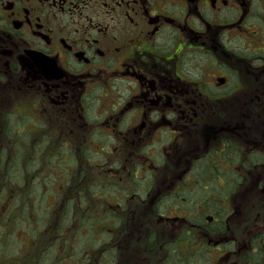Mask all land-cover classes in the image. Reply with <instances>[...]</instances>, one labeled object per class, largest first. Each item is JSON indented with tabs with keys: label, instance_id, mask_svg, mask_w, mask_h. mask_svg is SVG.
I'll list each match as a JSON object with an SVG mask.
<instances>
[{
	"label": "flooded vegetation",
	"instance_id": "af4514ba",
	"mask_svg": "<svg viewBox=\"0 0 264 264\" xmlns=\"http://www.w3.org/2000/svg\"><path fill=\"white\" fill-rule=\"evenodd\" d=\"M5 87L24 95L12 107L0 102V134L11 132L15 151L36 152L37 163L47 151L72 153L84 175L66 174L68 188L110 177L124 185L119 198L129 197L123 189L134 198L135 182L155 197L171 151L205 146L189 133L203 127V102L249 103L251 89L264 88V0H0ZM211 130L223 137L191 155L167 192L198 181L199 159L225 165L230 145L253 149L227 136L229 124ZM66 198L76 195L49 198L54 214Z\"/></svg>",
	"mask_w": 264,
	"mask_h": 264
},
{
	"label": "trees",
	"instance_id": "16d2710c",
	"mask_svg": "<svg viewBox=\"0 0 264 264\" xmlns=\"http://www.w3.org/2000/svg\"><path fill=\"white\" fill-rule=\"evenodd\" d=\"M7 137V146L0 148V201L6 200L7 207L11 202L13 210L22 215L28 213L39 223L35 232H30L35 245L29 249L26 241L17 236L0 241V264H116L121 249L118 240L129 233H121L123 227L131 229L132 244L139 256L153 255L151 264H217L215 259L228 254L241 264L264 262V198L259 206L258 227L250 231L246 243L240 246L230 232L234 210L230 201L244 185L243 171L256 177L264 166V152L257 148L244 154L239 147L235 150L236 145H230L224 151L228 160L225 165H207L205 158L199 159L198 165L191 168L198 179L193 184H181L154 197L152 187L142 189L135 182V197L123 189L129 197L119 198L116 192L124 185L110 177L102 183L78 179L70 188L68 181H60L66 174L84 175L72 153L62 158L61 154L47 151L45 162L37 163L36 152L15 151L11 132ZM230 163L233 168L228 166ZM45 171L51 172L50 180L43 178L40 191L39 176ZM220 176L225 182L220 181ZM59 191H72L76 198L73 203L69 198L63 199L54 214L49 198L57 197ZM132 201L151 207L153 220L160 221L145 227L140 224L142 217L136 215L131 224L128 212ZM37 202L39 213L34 210ZM2 218H6V211L0 213V222ZM160 223H165L167 230ZM20 228L17 227L16 235L25 236L27 232ZM160 231H165V235Z\"/></svg>",
	"mask_w": 264,
	"mask_h": 264
},
{
	"label": "rangeland",
	"instance_id": "374dc122",
	"mask_svg": "<svg viewBox=\"0 0 264 264\" xmlns=\"http://www.w3.org/2000/svg\"><path fill=\"white\" fill-rule=\"evenodd\" d=\"M251 90L248 98L249 103H241L247 99L242 98L240 95L222 103L212 104L210 101L203 102L202 119L200 118L203 121V127L199 131L195 132L191 130L189 133L192 134L190 139L193 136L195 138L197 137L203 140V144H205L206 140L205 146L199 145L200 149H197V145L195 144L196 141H193L190 144L192 145V148L189 150V153H180L177 152L176 149L171 151L170 164L163 167L161 166L156 174L155 191L162 192L175 186L186 173L187 166L191 160V155L198 153V150H200L199 154L204 152L207 150L208 145L212 144V142L217 143V140L223 137V134L221 133L222 131L215 132L211 130V127L213 126L231 125L234 132L232 131L230 134L226 133L228 137H235L245 149L247 147H252L264 152V88H252ZM239 92L240 91H235L233 95ZM17 93L24 97L22 92H18L12 87H10V89L7 87L0 88V102L6 107H12L13 105H11V103L13 102L15 104L16 99L18 98ZM14 94L16 95L13 96ZM255 96H259V98H254ZM247 113H249V115ZM7 144L8 140L1 133L0 148L7 146ZM7 150L10 151V147ZM235 167L238 168L239 165H235ZM245 174L247 175L249 173L246 172ZM242 185L241 189L236 192L231 201L229 200L234 209L230 219V232L231 236L234 239L236 238L237 243L240 246L241 244L246 243L250 231L258 227V222L260 220L259 206L264 198V166L262 167V170L257 173L256 177H251L249 174L247 179L243 178ZM4 201H0V213L3 215L6 211V218H2V221L0 222V241L10 235L17 236L20 240L26 241L25 246L28 245L27 249H29V247L35 245V240L32 239L33 237H31L30 232H32V234L35 232V228L39 223L38 220L33 216L29 217L28 213L23 215L19 214L17 210L12 209L13 205L11 202L8 203L7 207V204L6 202L4 204ZM130 205L128 214L132 216L131 219H129L131 224H134L136 215L142 217L140 224L145 227L160 221V219H157L156 221L153 220L151 216V207L149 208L145 204H137V202L134 201L130 202ZM39 208L40 203L37 202L34 209L35 212L39 213ZM160 225L167 230V225L165 223H160ZM18 226L21 227L20 230L22 229L27 232L25 236L21 233L16 235L18 232V230H16ZM127 230L129 233L122 239L119 238L118 240L121 249L116 264H151L153 255L139 256L132 244V239L130 237L131 229L123 227L121 228V233ZM165 233V231H160V234L162 235H165ZM215 260L217 261V264H241L238 258H232L231 254L223 255L218 260ZM262 264H264V262Z\"/></svg>",
	"mask_w": 264,
	"mask_h": 264
}]
</instances>
